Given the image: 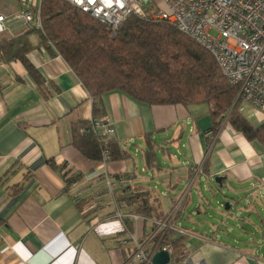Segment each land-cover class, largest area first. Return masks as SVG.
Returning a JSON list of instances; mask_svg holds the SVG:
<instances>
[{"label":"crops","instance_id":"crops-1","mask_svg":"<svg viewBox=\"0 0 264 264\" xmlns=\"http://www.w3.org/2000/svg\"><path fill=\"white\" fill-rule=\"evenodd\" d=\"M25 1L0 0L7 20L0 45V264H134L136 246L123 227L146 249L155 242L150 223L130 217L138 214L127 204L135 192L145 194L158 219L177 211L181 230L172 240L184 239L183 261L264 264V149L227 122L213 134L205 105L148 106L112 92L102 98L100 118L127 157L106 164L85 158L71 129L93 120L92 100L36 20L21 19ZM150 4L163 8V0ZM22 50L40 87L12 58ZM146 135L156 144L152 168L145 165ZM199 178L211 198L197 193L186 216L191 227L182 228L185 198Z\"/></svg>","mask_w":264,"mask_h":264},{"label":"trees","instance_id":"trees-1","mask_svg":"<svg viewBox=\"0 0 264 264\" xmlns=\"http://www.w3.org/2000/svg\"><path fill=\"white\" fill-rule=\"evenodd\" d=\"M157 13L151 7L145 19L130 15L112 35L106 26L64 0H41L39 31L89 94L93 120L103 117L102 98L112 92L123 93L148 106L205 105L213 134L223 122L222 115L229 113L230 127L247 142H256L264 149V120L256 125L249 123L239 111L240 99L231 110L238 88L225 80L206 50L171 24L155 19ZM24 51H15L12 58L22 63L40 87V75L25 59ZM82 129L84 133L80 132ZM71 134L72 145L89 160L102 162L104 152L109 154L110 162L127 157L114 141L104 142L92 134L90 122L74 124ZM151 137L144 138L147 168L153 167L156 149ZM207 163L203 165L205 172ZM127 199L128 205H137L138 214L146 215L153 210L145 194L135 192ZM172 236V233L165 236L160 246L170 244L177 263L182 264L184 239L170 241Z\"/></svg>","mask_w":264,"mask_h":264},{"label":"built area","instance_id":"built-area-1","mask_svg":"<svg viewBox=\"0 0 264 264\" xmlns=\"http://www.w3.org/2000/svg\"><path fill=\"white\" fill-rule=\"evenodd\" d=\"M64 1L106 26L112 35L130 15L145 19L152 7L150 0ZM20 17L27 24L36 20L37 28L41 29L39 8L34 0L25 1ZM155 19L171 24L206 50L225 80L238 88L237 98L254 111L264 113V0H163V8L158 9ZM6 22V18L0 14V45ZM80 132L84 133V130ZM90 132L104 142L113 136L110 125L101 118L90 121ZM102 162H110L107 152L102 153ZM176 213L173 210L161 219L153 213L148 216L130 215L135 222L150 223L152 231L149 236L155 240L150 249H146L136 234L123 227L136 246L129 258L131 262L152 264L154 254L163 250L169 256L167 264H178L170 244L160 246L165 236L181 230L175 222ZM117 217L122 220L124 215L118 213ZM182 264L199 263L184 260Z\"/></svg>","mask_w":264,"mask_h":264},{"label":"rangeland","instance_id":"rangeland-1","mask_svg":"<svg viewBox=\"0 0 264 264\" xmlns=\"http://www.w3.org/2000/svg\"><path fill=\"white\" fill-rule=\"evenodd\" d=\"M240 108L242 110V114L244 115V117L246 118V120L249 123L256 125V124H260L263 122L264 113L259 112V111H254L250 105L243 103V102H241ZM222 116H224L223 122L225 119H226L225 121L227 122V118L229 116V113H227L226 115H222ZM173 151H175V150H172V153H174ZM204 186L205 185L203 184V181L199 178V180H197L195 182V184L193 185V187L191 188V191L187 197L185 194V197H186L185 200L186 201L185 200L184 201L188 203V207L184 212V215H183L184 219L180 220V227H182V228H190L191 227L189 222L186 221V216L189 214V211L192 210L193 206L197 203V198H196L197 193L201 194V196L204 197L205 199L211 198L210 193L204 189ZM184 192H183V194H184ZM194 218H196V216Z\"/></svg>","mask_w":264,"mask_h":264},{"label":"water","instance_id":"water-1","mask_svg":"<svg viewBox=\"0 0 264 264\" xmlns=\"http://www.w3.org/2000/svg\"><path fill=\"white\" fill-rule=\"evenodd\" d=\"M237 102H238V98L235 99L231 110L234 108ZM220 181H221V178L219 177L214 179V182L219 185H220ZM226 208H228V205H226ZM168 261H169L168 253L163 250L157 251L152 258V264H167Z\"/></svg>","mask_w":264,"mask_h":264}]
</instances>
